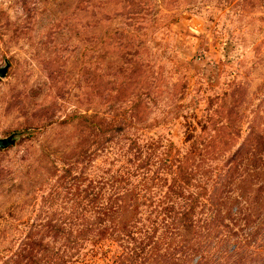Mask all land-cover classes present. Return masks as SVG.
<instances>
[{"label": "rangeland", "instance_id": "rangeland-1", "mask_svg": "<svg viewBox=\"0 0 264 264\" xmlns=\"http://www.w3.org/2000/svg\"><path fill=\"white\" fill-rule=\"evenodd\" d=\"M0 264H264V0H0Z\"/></svg>", "mask_w": 264, "mask_h": 264}, {"label": "water", "instance_id": "water-1", "mask_svg": "<svg viewBox=\"0 0 264 264\" xmlns=\"http://www.w3.org/2000/svg\"><path fill=\"white\" fill-rule=\"evenodd\" d=\"M12 142H4L0 140V148H7L11 145Z\"/></svg>", "mask_w": 264, "mask_h": 264}]
</instances>
